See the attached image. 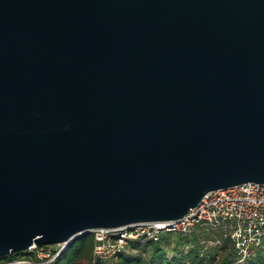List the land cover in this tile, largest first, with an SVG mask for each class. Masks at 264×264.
<instances>
[{
  "label": "water",
  "instance_id": "obj_1",
  "mask_svg": "<svg viewBox=\"0 0 264 264\" xmlns=\"http://www.w3.org/2000/svg\"><path fill=\"white\" fill-rule=\"evenodd\" d=\"M245 182L264 183V0H0V257Z\"/></svg>",
  "mask_w": 264,
  "mask_h": 264
},
{
  "label": "built area",
  "instance_id": "obj_2",
  "mask_svg": "<svg viewBox=\"0 0 264 264\" xmlns=\"http://www.w3.org/2000/svg\"><path fill=\"white\" fill-rule=\"evenodd\" d=\"M197 228L205 231L200 240L202 256L212 249L226 250L229 260L225 264H244L255 257L264 241V183L245 182L212 190L198 206L178 219L96 228L92 231L93 252L95 257L114 260L128 248L129 241L159 242L163 235L172 232L188 237ZM77 237L57 244L34 243L20 251L33 257L4 264H48L61 256ZM184 246L190 248L189 243Z\"/></svg>",
  "mask_w": 264,
  "mask_h": 264
},
{
  "label": "trees",
  "instance_id": "obj_3",
  "mask_svg": "<svg viewBox=\"0 0 264 264\" xmlns=\"http://www.w3.org/2000/svg\"><path fill=\"white\" fill-rule=\"evenodd\" d=\"M193 233L196 234L195 238L188 240L185 237L186 241H183L182 245L175 244V249L180 252L178 253V257L175 256L174 258H169L167 256L165 246L162 245V242L166 239L162 237L159 242H153L150 240L129 241L128 248L121 253L118 258L114 260H106L95 257L93 252L95 235L93 232H88L78 236L69 244L68 249L61 256L48 264H203L207 263L209 261L208 259H216V254L210 256V251L203 256L201 255L200 240L204 236L205 231L201 230V233L199 234L196 229ZM186 243L190 244L187 253L182 249ZM144 245L149 246L151 249L152 257H150V260L142 257L141 249H144ZM30 256L31 254L29 255L27 252L10 253L9 255L0 257V264L15 260H27ZM187 257L188 260L185 261V258ZM228 260V257L225 256L219 264H225ZM246 264H264V241L258 249L256 256L249 259Z\"/></svg>",
  "mask_w": 264,
  "mask_h": 264
},
{
  "label": "rangeland",
  "instance_id": "obj_4",
  "mask_svg": "<svg viewBox=\"0 0 264 264\" xmlns=\"http://www.w3.org/2000/svg\"><path fill=\"white\" fill-rule=\"evenodd\" d=\"M197 232L200 234L201 228H197ZM172 236H173V238H172ZM195 237H196V234L193 233L192 236H188V237H186V239L191 240ZM163 238L166 239L162 242L163 243L162 245L165 246L167 256L169 258H174L175 256L178 257L179 256L178 253H180V252H179V250L175 249V244L177 243L178 245H182L183 241H186L185 237L181 238L180 235L172 232V233H168V234L163 235ZM182 249H184V251H186V253H187V246H183ZM210 252H211L210 256L216 254L215 255L216 259H212V260L208 259L209 261L207 263H203V264H208V263L209 264H219L220 261L223 260V258L226 256V250H223V251H220V250L217 251L216 250L215 251V249H212ZM141 254H142V257L149 259V260H150V257H152L151 249L149 246L144 245V249L143 250L141 249ZM187 260H188V257L185 258V261H187ZM244 264H246V263H244Z\"/></svg>",
  "mask_w": 264,
  "mask_h": 264
}]
</instances>
